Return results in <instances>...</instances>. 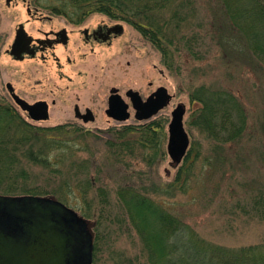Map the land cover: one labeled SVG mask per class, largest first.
<instances>
[{"label":"rangeland","instance_id":"1","mask_svg":"<svg viewBox=\"0 0 264 264\" xmlns=\"http://www.w3.org/2000/svg\"><path fill=\"white\" fill-rule=\"evenodd\" d=\"M190 1L192 5L184 4L183 9L185 14L190 13L188 21L177 32L169 30L168 36L175 41L196 36L198 41V59L182 53L185 57L178 60L182 65L180 71L167 69L155 46L130 26L125 27L123 41L107 52V60L102 65L91 61V64L64 66L63 73L71 78L69 81L60 79L62 73L54 65L18 64L5 55L0 58V105H8L1 99V95H7L6 83L16 86L22 80L29 87L38 80L44 85V88L34 87L35 92L30 89L27 99L58 101L50 109L48 122L33 123L43 128L56 125H67L70 129H74V125L78 127L74 124L72 111L77 97L93 107L99 94L103 96L105 93L109 97L112 87L123 95L130 89L138 91L144 99L158 88L165 87L173 96L167 107L147 121H136L132 108L131 119L120 124L110 121L102 111H96L97 122L79 129L80 135L84 134L86 138L75 134L66 136L67 153L54 150L49 155L54 163H58L57 159L63 160L54 166V170L62 171L60 177L51 176L39 164L27 168L31 183L41 191L57 190L63 182H70L68 194L62 196L64 202L56 195L47 196L55 197L89 221L94 238L99 241L92 264H149L140 234L132 227L118 201L116 192L126 186L142 191L185 222L190 227L188 232L191 234H186L190 239L193 236L195 241L228 249L264 245V217L253 215L254 199L264 201V64L255 58L247 42L249 39H245L249 35L252 44L264 48V32L260 25L257 27L251 23V18L246 23V19L230 17L236 0ZM185 2L187 0H176L177 4ZM10 17L0 27L1 36H6L16 24ZM107 21L112 22L109 18ZM55 86L60 92L53 96L51 91ZM99 86H103V90ZM201 86L226 89L240 99L248 118L240 140L221 143L217 135L211 136L203 125L195 124L194 115L200 105L192 100V93ZM179 105L186 110L183 122L192 154L184 164L180 184L172 188L184 162L172 167L167 152L168 127L172 113ZM1 111L13 118L0 117V139H12L14 117L30 122L19 109L15 113L4 108ZM153 120L164 122L165 130L163 135L159 134L157 149H142V158L126 154L128 151L121 146L115 149L108 146L110 141L118 143L116 132L124 126L139 128ZM134 138L137 140L138 134ZM128 140L133 141L131 137ZM115 150L118 152L113 155ZM87 182L91 185L85 195L82 189ZM102 188L107 192V202L104 203L97 191Z\"/></svg>","mask_w":264,"mask_h":264},{"label":"trees","instance_id":"2","mask_svg":"<svg viewBox=\"0 0 264 264\" xmlns=\"http://www.w3.org/2000/svg\"><path fill=\"white\" fill-rule=\"evenodd\" d=\"M236 1L237 4L233 7L230 17L234 20L246 19V23L251 18V23L257 27L260 25L264 32V0ZM76 2L80 4L79 1ZM83 2L92 4L88 8L111 12L109 16L115 18L123 15L124 20L155 46L161 54V63L169 70L180 71L182 65L178 60L185 57L182 53L198 59L196 36L181 37L177 41L168 37L169 30L177 32L181 25L188 21L190 13L185 14L183 9H185L184 4L189 7L190 0L182 4H177L176 0H87ZM169 10V14H172L167 17ZM242 26L244 27L243 24ZM242 26L234 25L243 29ZM244 30L247 32L246 28ZM238 31L241 32V30ZM244 35H246L245 32ZM253 38L255 40L256 35ZM245 39H249L247 42L255 58L264 64V48L252 44L249 35ZM177 62L179 64L175 65ZM192 94V100L200 105L194 115L197 119L195 124L200 123L211 136L217 135V138H221L220 142L225 144L240 140L244 136L248 118L244 105L235 94L226 89H209L206 86L196 88ZM1 112V118H10L6 112ZM12 124L15 125L10 134L12 139L5 140L3 137L0 139V184H2L0 195H56L64 202L62 196L68 194L70 182H63L57 190L41 191L31 183L32 177L30 178L27 168L31 164H39L48 170L51 176L54 175L55 178L62 176V171L54 170V166L61 164L63 160L57 159L58 163L57 161L54 163L49 159V155L54 150L67 153L66 136L72 134L76 137L86 138V136L80 135V131L70 129L67 125L39 128L29 126L15 117ZM164 130L165 123L157 120L150 121L139 128L124 126L120 132H116L115 140L119 144L110 141L108 146L111 149L121 146L128 151L126 154L142 158V149H157L158 140L161 137L159 134L163 135ZM136 134H138L137 140L134 138ZM129 137L133 141H129ZM117 152L115 150L113 155ZM191 154L192 150L188 151L183 165L178 169L172 188L180 184V174ZM88 185L91 183L87 182L85 190L82 189L85 195H87ZM97 191L101 201L107 202L106 190L102 188ZM116 194L119 195L118 201L125 209V215L130 224L140 234L149 264H264V245L228 249L213 246L205 241H195L193 236L191 239L186 236L190 227L185 222L142 191L126 186L120 188ZM253 215L261 219L264 217V201L260 198L254 199ZM97 242L99 241L95 238V246Z\"/></svg>","mask_w":264,"mask_h":264},{"label":"flooded vegetation","instance_id":"3","mask_svg":"<svg viewBox=\"0 0 264 264\" xmlns=\"http://www.w3.org/2000/svg\"><path fill=\"white\" fill-rule=\"evenodd\" d=\"M76 1H79L80 4ZM83 1L87 0H0V27L10 15L11 22L15 23L16 21L13 30L7 31L6 36L0 35V58L5 55L11 62L18 64L37 62L42 66L54 65L62 73L60 79L66 81L71 80V78H67L63 73L64 66L91 64V61L99 65L105 63L107 52L118 42L123 41L126 32L125 27L134 28V26L124 20L123 15L118 18L109 16L112 14L111 12L88 8L92 4ZM94 16H100V18L94 19ZM107 18L112 22H108ZM6 45L7 47L3 50ZM22 73L25 74L24 71ZM79 77H81L80 73ZM25 80L27 81V78ZM34 87L44 88V85L40 80L32 83L31 87L23 83V80L16 86L7 82L5 86L7 95H1V99L6 100L8 105L5 107L0 105V109L14 110V113L19 109L30 121L27 122L23 118L26 124L43 128L33 125V123L48 122L50 109L55 107L58 101L56 99H52L51 102L46 99H27L29 96L26 94L31 93L30 89L35 92ZM99 88L103 90V86H99ZM131 91L139 93L130 89L123 95L119 89L112 87L109 97L105 93L103 96L99 94L93 103V107L85 105L83 99L77 97V102L72 106L74 124H78V127L73 126L74 129L80 131L79 129L82 127L97 122L96 111L103 112L113 123H122L108 112L109 100L112 96L120 97L128 106L127 112L130 117L127 122L131 119L130 108L134 110V118L138 121L136 118L137 111L134 108L132 96L129 94ZM56 92H60L57 86L51 91V95H57ZM154 92L145 99L141 97L142 100L146 101ZM15 96L29 105L46 103L49 114L48 121L32 119L29 112L24 111L16 102ZM139 96H141L140 93ZM116 104L121 106L119 101Z\"/></svg>","mask_w":264,"mask_h":264},{"label":"water","instance_id":"4","mask_svg":"<svg viewBox=\"0 0 264 264\" xmlns=\"http://www.w3.org/2000/svg\"><path fill=\"white\" fill-rule=\"evenodd\" d=\"M129 94L139 121L159 114L173 97L165 87L158 88L146 101L137 92ZM15 100L32 119H49L46 103L29 105L17 96ZM127 108L120 97L110 98L108 112L118 121L129 119ZM185 112L179 105L168 127L167 152L174 168L182 163L190 146L183 122ZM93 238L89 221L53 196H0V264H92Z\"/></svg>","mask_w":264,"mask_h":264}]
</instances>
